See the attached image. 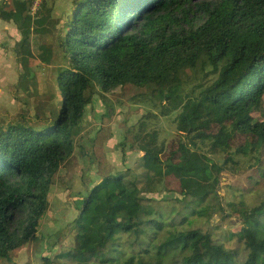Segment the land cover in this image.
Segmentation results:
<instances>
[{
  "label": "trees",
  "instance_id": "1",
  "mask_svg": "<svg viewBox=\"0 0 264 264\" xmlns=\"http://www.w3.org/2000/svg\"><path fill=\"white\" fill-rule=\"evenodd\" d=\"M34 3L13 0L0 7V19L14 23L22 36L15 46L25 71L21 79L32 68L33 34L48 36L45 25H55L43 16L52 12L43 0L32 15ZM60 47L65 66L58 73L63 104L57 121L40 130L0 128V261L38 239L55 178L85 128L93 88L109 94L136 86L152 88L163 116L179 112L175 123L186 140L164 160L158 134L140 129L142 155L135 169L104 177L71 225L74 250L44 256L40 264H264V198L252 208L228 202L232 213L224 214L221 174L235 161L228 155L220 166L197 150L198 143H210L211 154H229L243 138L237 154H264V115H252L264 98V0H79ZM38 48L44 50L41 60L50 62L51 48ZM190 72L199 83L185 93ZM133 132L134 126L127 129L124 142ZM259 171L264 178L263 160ZM170 178L191 201L186 212L174 208L165 222L142 195ZM216 213L225 221L235 215L239 230L221 240L193 228ZM164 233L155 250L150 243L129 256L119 249L124 237L136 246L143 245V236L157 241ZM232 242L235 248L227 247Z\"/></svg>",
  "mask_w": 264,
  "mask_h": 264
},
{
  "label": "rangeland",
  "instance_id": "2",
  "mask_svg": "<svg viewBox=\"0 0 264 264\" xmlns=\"http://www.w3.org/2000/svg\"><path fill=\"white\" fill-rule=\"evenodd\" d=\"M12 1L0 0V7L6 9V5H11ZM78 1L43 0L46 9L52 11L49 15L44 10L43 16L47 19L49 16L55 25H45V29L49 30L48 36L38 37L39 33L33 34V58L28 61L32 71L30 70L29 75L23 79L21 76L25 71L16 58L15 50L17 41L22 36L20 32H16L14 23L0 20V128L25 125L40 130L57 121L63 104V89L58 83V73L60 68L65 66V54L60 44ZM40 45L51 48L53 57L50 62L41 60L39 53L44 50H39ZM187 81L185 93L199 83L193 72L187 74ZM17 85H23L19 92ZM101 92L99 87L93 88V102L86 108L85 128L77 137L74 155L66 161L55 178L49 194V209L41 221L38 239L15 251L11 260H2L0 264H40L44 256L54 258L61 252L74 250L75 240L69 231L77 219L80 205L104 177L135 169L136 161L142 155L140 142L136 139L140 129L143 128L149 134H158V144H164L166 147L164 160L168 158L170 151L178 148L180 140H186L175 123L179 112L163 116L162 103L152 97L151 87L127 86L109 94ZM151 115H154L151 119L146 118ZM252 115L263 118L264 98L252 110ZM141 124L144 126L141 127ZM133 126L134 134L128 133L130 138L124 142L125 132ZM243 143V138H237L229 154H211L210 143H198L197 150L209 155L220 166L224 165L228 155L235 161V164L221 174L219 203L227 215L232 213L228 209V202L244 201L247 207L252 208L259 206L264 198V178L259 171V160L264 162V154H237L238 147ZM155 190L154 193L142 195L143 204L160 212L165 222L173 217L174 208L186 212L191 198L179 194L177 180H165L156 186ZM237 219L233 215L225 221L221 214L216 213L209 222H196L193 228L211 232L223 240V235L228 231L239 230ZM166 236L167 233L161 234L157 241L143 236L140 241L143 245L136 246H132L130 240L124 237L119 249L129 256L134 250L147 247L150 243L151 249L155 250ZM230 244H227V247L235 248L237 245L234 242Z\"/></svg>",
  "mask_w": 264,
  "mask_h": 264
},
{
  "label": "built area",
  "instance_id": "3",
  "mask_svg": "<svg viewBox=\"0 0 264 264\" xmlns=\"http://www.w3.org/2000/svg\"><path fill=\"white\" fill-rule=\"evenodd\" d=\"M41 2L42 1H40V0H35V3L33 5V7H32V15H35L37 13Z\"/></svg>",
  "mask_w": 264,
  "mask_h": 264
},
{
  "label": "crops",
  "instance_id": "4",
  "mask_svg": "<svg viewBox=\"0 0 264 264\" xmlns=\"http://www.w3.org/2000/svg\"><path fill=\"white\" fill-rule=\"evenodd\" d=\"M0 20H2V19H0ZM5 28H6V27H5ZM16 29H17V27H16ZM17 31H18V29L16 30V32H17ZM18 33H19V31H18ZM20 35H21V34H20ZM21 38H22V37H21ZM20 40H21V39H20ZM20 40H18L17 43L20 42Z\"/></svg>",
  "mask_w": 264,
  "mask_h": 264
}]
</instances>
